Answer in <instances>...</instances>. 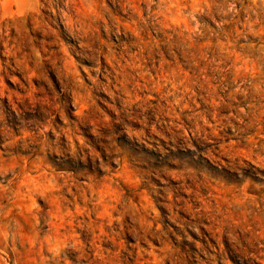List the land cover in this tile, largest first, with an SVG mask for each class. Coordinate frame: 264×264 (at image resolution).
<instances>
[{"label":"rangeland","instance_id":"obj_1","mask_svg":"<svg viewBox=\"0 0 264 264\" xmlns=\"http://www.w3.org/2000/svg\"><path fill=\"white\" fill-rule=\"evenodd\" d=\"M203 263L264 264V0H0V264Z\"/></svg>","mask_w":264,"mask_h":264},{"label":"bare ground","instance_id":"obj_2","mask_svg":"<svg viewBox=\"0 0 264 264\" xmlns=\"http://www.w3.org/2000/svg\"><path fill=\"white\" fill-rule=\"evenodd\" d=\"M39 1H40V0H39ZM51 1H52V0H51ZM49 2H50V0H49ZM39 4H40V3H39ZM40 5H42V4H40ZM45 5H46V4H45ZM49 5H50V3H49ZM42 6H43V5H42ZM40 7H41V6H40ZM43 7H44V6H43ZM48 7H49V6H48ZM45 8H47V7H45ZM48 9H49V8H47V10H48ZM50 9H51V8H50ZM52 10H53V9H52ZM52 13H53V12H52ZM55 18H56V17H55ZM52 20H53V19H52ZM53 21H54V20H53ZM1 24H2V23H1ZM48 25H49V24H48ZM70 26H71V25H70ZM70 28H71V27H70ZM37 29H38V28H37ZM9 31H10V30H9ZM80 31H81V30H80ZM81 32H82V31H81ZM78 34H79V33H78ZM81 35H82V33H81ZM81 35H80V36H81ZM77 36H78V35H77ZM85 37H86V36H85ZM90 37H91V36H90ZM79 38H80V37H79ZM8 39H9V38H8ZM89 39H90V38H89ZM84 40H85V39H84ZM81 41H83V40H81ZM84 43H85V41H84ZM86 43H87V42H86ZM93 49H95V48L93 47ZM98 49H99V48H98ZM98 49H96V50H98ZM97 52H99V51H97ZM102 52H103V51H102V49H101L100 54H101ZM111 52H113V51L111 50ZM107 53H108V52H107ZM107 53H106V54H107ZM92 54H93V52H92ZM102 54H103V53H102ZM108 54H110V53H108ZM108 54H107V55H108ZM98 56H99V55H98ZM105 59H106V58H105ZM109 63H110V62H109ZM109 63H108V64H109ZM112 64H113V63H112ZM112 64H111V65H112ZM7 69H8V68H7ZM110 73H112V72H110ZM210 236H211V235H210ZM222 247H223V246H222ZM236 248H237V247H236ZM227 249H228V248H227ZM203 264H204V263H203Z\"/></svg>","mask_w":264,"mask_h":264}]
</instances>
